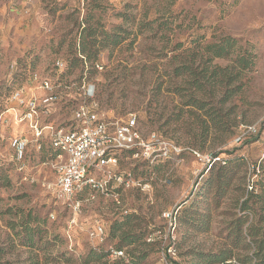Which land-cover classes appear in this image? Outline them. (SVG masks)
Returning <instances> with one entry per match:
<instances>
[{
    "label": "rangeland",
    "instance_id": "1",
    "mask_svg": "<svg viewBox=\"0 0 264 264\" xmlns=\"http://www.w3.org/2000/svg\"><path fill=\"white\" fill-rule=\"evenodd\" d=\"M89 85L108 119L134 114L181 151L122 152L111 170L125 181L69 200L49 137L18 113L58 90L41 123L71 128ZM252 222L264 226V0H0L2 262L86 264L93 249L104 255L89 264H222L211 255L228 250L242 264Z\"/></svg>",
    "mask_w": 264,
    "mask_h": 264
},
{
    "label": "built area",
    "instance_id": "2",
    "mask_svg": "<svg viewBox=\"0 0 264 264\" xmlns=\"http://www.w3.org/2000/svg\"><path fill=\"white\" fill-rule=\"evenodd\" d=\"M49 86V82H45ZM42 102L35 99L24 100L25 108L18 113L23 121H28L36 135H47L53 148L58 152L53 167L56 172V186L59 192L69 200L86 191H101L107 193L110 183L117 179L125 181L122 175L112 172L122 152H129L133 157L146 160H156L169 157L181 151L180 146L166 140L163 135L153 131L147 136L143 134L136 115L131 114L125 119H108L99 108L95 99V90L89 85L83 90L84 98L74 110L73 119L76 122L71 128L41 123V110L55 101L58 90H45ZM257 124L245 125L241 128L237 139L256 134ZM12 145L18 156H22L28 146L23 136L13 138ZM94 198L90 194L88 199ZM167 215V214H166ZM91 235L103 240L105 230L102 224H96ZM123 250H112L111 256L123 255ZM231 260L227 261V264ZM225 264V263H222Z\"/></svg>",
    "mask_w": 264,
    "mask_h": 264
},
{
    "label": "trees",
    "instance_id": "3",
    "mask_svg": "<svg viewBox=\"0 0 264 264\" xmlns=\"http://www.w3.org/2000/svg\"><path fill=\"white\" fill-rule=\"evenodd\" d=\"M121 41H122V39L116 38L114 43L119 44V43H121ZM213 46L215 47L214 55L217 57L225 56V55L230 53V50H229L230 45L228 44V42H224L222 44H216ZM239 61L244 62L245 66H247L245 58H240ZM187 69H189V66L187 67ZM219 69H222V68H216L213 71V74H214L213 76H216V77L218 76V70ZM177 70L179 71L180 68H178ZM188 72H189V74H192L191 69H189ZM195 84L199 88L201 87V84L199 83V81L196 80ZM189 104H192V103H189ZM57 152L58 151L55 149V156L57 155ZM248 202H249L248 198L242 202V206H241L242 210L251 209V207L248 206ZM260 228L263 229L262 234H260V232H259ZM246 235L249 236V238H250L247 242V248L253 247V250L251 253H248L243 257L242 264H264V226H257L255 223L252 222L248 227V232L246 233ZM244 238H246V237H244ZM31 245H33V244H31ZM120 250H122V249H120ZM103 255L104 254H100L99 252L91 249L86 256L85 263L89 264V263H92L94 261H98L103 257ZM0 256H1V254H0ZM211 256L213 257V261H218V262L227 264V261L232 258L233 254H232V252H230L228 250H222L218 253L212 254ZM6 263H9V262L8 261L2 262L0 260V264H6Z\"/></svg>",
    "mask_w": 264,
    "mask_h": 264
}]
</instances>
